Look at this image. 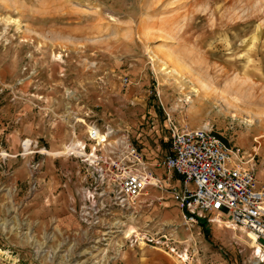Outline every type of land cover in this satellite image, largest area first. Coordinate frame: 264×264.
Wrapping results in <instances>:
<instances>
[{
    "label": "rangeland",
    "instance_id": "rangeland-1",
    "mask_svg": "<svg viewBox=\"0 0 264 264\" xmlns=\"http://www.w3.org/2000/svg\"><path fill=\"white\" fill-rule=\"evenodd\" d=\"M83 120L129 132L159 176L170 126L206 125L264 177V0H0V264H254L246 232L186 229L158 189L122 232L81 224Z\"/></svg>",
    "mask_w": 264,
    "mask_h": 264
},
{
    "label": "built area",
    "instance_id": "built-area-1",
    "mask_svg": "<svg viewBox=\"0 0 264 264\" xmlns=\"http://www.w3.org/2000/svg\"><path fill=\"white\" fill-rule=\"evenodd\" d=\"M82 122L87 138L70 143L65 153L87 168L88 178L70 207L87 229L103 236L122 232L127 221L151 210L153 201H141V197L153 188L166 191L176 201L186 229L202 221L216 224L219 218L227 228L249 231L255 246L254 264H264V183L248 166L240 147L230 146L206 125L172 124L166 153L155 164L166 170V176H159L129 132L112 127L101 130ZM33 144L24 139L23 151L33 153ZM173 227L177 233L179 226Z\"/></svg>",
    "mask_w": 264,
    "mask_h": 264
},
{
    "label": "bare ground",
    "instance_id": "bare-ground-1",
    "mask_svg": "<svg viewBox=\"0 0 264 264\" xmlns=\"http://www.w3.org/2000/svg\"><path fill=\"white\" fill-rule=\"evenodd\" d=\"M216 221H217L216 224H220V225H223V226L226 227V225H224L219 218H216ZM231 229L237 230V227H234V228H231ZM239 230H241L242 232H246L247 236L252 240V235L249 233V231L245 230L244 228H239ZM134 232H135V227L133 225L129 226V229L127 230V233L131 234V233H134ZM244 237L245 236H242V235L240 236V238H244ZM254 253H255V250H254ZM182 257H183V259H186V255H183Z\"/></svg>",
    "mask_w": 264,
    "mask_h": 264
},
{
    "label": "trees",
    "instance_id": "trees-1",
    "mask_svg": "<svg viewBox=\"0 0 264 264\" xmlns=\"http://www.w3.org/2000/svg\"><path fill=\"white\" fill-rule=\"evenodd\" d=\"M202 226L205 228V235H206V237L207 236H209L210 234H209V231H208V229L206 228V222L205 221H202Z\"/></svg>",
    "mask_w": 264,
    "mask_h": 264
},
{
    "label": "crops",
    "instance_id": "crops-1",
    "mask_svg": "<svg viewBox=\"0 0 264 264\" xmlns=\"http://www.w3.org/2000/svg\"><path fill=\"white\" fill-rule=\"evenodd\" d=\"M257 177H258V176H257ZM258 180H259L260 183H262V184L264 183V177H260V176H259ZM181 212H182V211H181Z\"/></svg>",
    "mask_w": 264,
    "mask_h": 264
}]
</instances>
